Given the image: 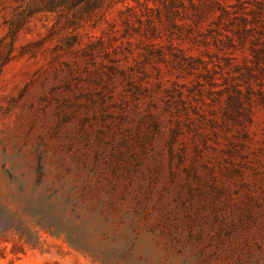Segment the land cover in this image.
I'll return each instance as SVG.
<instances>
[{
    "label": "rangeland",
    "instance_id": "obj_1",
    "mask_svg": "<svg viewBox=\"0 0 264 264\" xmlns=\"http://www.w3.org/2000/svg\"><path fill=\"white\" fill-rule=\"evenodd\" d=\"M0 264H264V0H0Z\"/></svg>",
    "mask_w": 264,
    "mask_h": 264
},
{
    "label": "trees",
    "instance_id": "obj_2",
    "mask_svg": "<svg viewBox=\"0 0 264 264\" xmlns=\"http://www.w3.org/2000/svg\"><path fill=\"white\" fill-rule=\"evenodd\" d=\"M61 1L63 3H68V2L79 3L84 1L88 9L95 10L103 7L106 4L113 2L114 0H61Z\"/></svg>",
    "mask_w": 264,
    "mask_h": 264
}]
</instances>
